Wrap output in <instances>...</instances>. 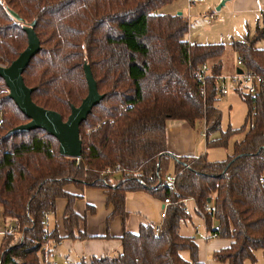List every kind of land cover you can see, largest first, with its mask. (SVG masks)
Segmentation results:
<instances>
[{
    "label": "trees",
    "instance_id": "16d2710c",
    "mask_svg": "<svg viewBox=\"0 0 264 264\" xmlns=\"http://www.w3.org/2000/svg\"><path fill=\"white\" fill-rule=\"evenodd\" d=\"M173 1L0 0V63L10 64L25 49L23 27L35 21L40 49L22 73L34 103L66 120L71 106H78L88 93L85 63L103 95L79 126L82 153L77 159L60 155L57 139L42 129L4 137L29 118L7 97L8 88L0 78V207L2 217L16 227L2 235L0 264H10L11 257L19 258V264H42L51 254L65 238L57 227H48V215L59 198L67 199L66 237H87L84 217L72 208L76 195L65 190L67 184L103 189L113 206L108 221L120 215L124 223L120 255L69 264H203L194 238L179 232L189 217L182 203H176L183 198H193L199 208L211 200L212 214L201 216L204 225L218 237L231 239L229 247L213 254L215 260L254 262L255 251L260 250L264 261V82L257 95L237 91L248 106L250 126L227 159L169 153L168 119L184 120L193 128L203 123L206 146L226 145L231 132L208 140L220 127L213 82L222 73L227 44L188 41L184 15L156 12ZM262 37L264 27L251 40L228 45L246 68L264 77V48L254 46ZM201 63L209 68L204 86L197 80ZM171 162L173 185L166 180ZM129 191L172 201L158 224L157 237L153 236L157 224H141L137 233L125 228ZM181 251L189 252V260Z\"/></svg>",
    "mask_w": 264,
    "mask_h": 264
},
{
    "label": "crops",
    "instance_id": "0c3cea01",
    "mask_svg": "<svg viewBox=\"0 0 264 264\" xmlns=\"http://www.w3.org/2000/svg\"><path fill=\"white\" fill-rule=\"evenodd\" d=\"M164 6H169L170 10H168V13L163 14H178L176 12H180L181 15H184V12H187V20L193 19L197 21L200 19L198 20V24L200 21H203L205 27L208 29L213 25H218L221 32L218 37L225 36L228 38L227 43H225L227 44L226 47H230L228 43L233 40H251L257 30L264 27V0H206L203 3L194 4H188L187 0H175ZM218 6H220L219 10H217ZM209 14H215L222 20H215L213 23H208ZM204 31L206 30L204 29ZM191 37V34L188 35L187 40L197 43H210L214 41L209 40H216L214 38H207V41L203 40L198 42L191 40ZM262 40H264V37L257 39L254 42V46L257 47L258 42ZM233 52L236 55L235 58L237 61V53L234 50ZM221 62L222 73H224L222 59ZM237 69V63H235L228 74H232ZM165 125L166 146L169 153L176 157L199 156L197 154V131L195 128L181 119H168ZM206 139L207 137L204 138L205 145ZM65 190L76 195L72 208L77 215L84 217L87 237L84 239H71L66 237L67 232L63 225V215L67 205V199H57L55 211L48 215V227L49 229L57 227L59 235L65 238L58 245L53 246L51 254H48V258L58 261L67 259L69 262H77L81 258L100 256L116 257L120 255L122 253L120 237L124 231L123 218L120 215H116L108 221L113 211V206L107 203L104 190L95 187L78 189L73 184H67ZM166 206L161 198L155 197L148 192H127L125 195V209L128 215L125 221V228L132 233H137L141 224H159L163 219ZM194 220H200L204 223V219L201 216H189L181 224L179 232L182 234L181 231L183 229L192 226L190 228L191 233H183L182 235L192 236L194 238L198 248L199 260L203 264H229L228 261L215 260L213 254L229 247L231 239L221 237L203 239L202 234L207 232V228L203 232H200L199 229L195 230L193 225ZM211 221L212 227H216L218 224L217 220L213 219ZM180 255L183 259L189 260L188 251H181ZM259 257L261 258V263L258 262V256L256 254V260L254 262L245 260L244 264H264L261 251Z\"/></svg>",
    "mask_w": 264,
    "mask_h": 264
},
{
    "label": "water",
    "instance_id": "95a60500",
    "mask_svg": "<svg viewBox=\"0 0 264 264\" xmlns=\"http://www.w3.org/2000/svg\"><path fill=\"white\" fill-rule=\"evenodd\" d=\"M220 6L217 7V10ZM10 13L17 19L20 17L13 11ZM180 15V12H178ZM35 21L23 27L27 35V46L10 64L0 66V78L8 88L7 97L12 99L19 110L29 118L28 122L10 129L4 137L14 133L27 132L32 129H42L58 141L60 155L79 159L82 153V141L79 134V126L98 104L103 95L98 92L96 81L90 66L84 64V75L88 85V93L78 106H71L66 120L50 109L43 108L33 102L31 98L32 88L28 87L23 80L22 73L31 58L39 51L40 42L34 31ZM241 73L240 69H237ZM210 199H207L209 202Z\"/></svg>",
    "mask_w": 264,
    "mask_h": 264
},
{
    "label": "rangeland",
    "instance_id": "374dc122",
    "mask_svg": "<svg viewBox=\"0 0 264 264\" xmlns=\"http://www.w3.org/2000/svg\"><path fill=\"white\" fill-rule=\"evenodd\" d=\"M168 10H170L169 6L160 7L156 12L163 14L168 13ZM178 13V12H176ZM187 13V12H186ZM184 12V16L186 17V14ZM200 20V19H198ZM194 21L193 19H189V29L186 34V39L188 35H192L190 38L191 40L195 41H207V38H214L216 40H209L214 41L210 43H216V42H223L227 43L228 38L218 37L221 32L219 30L218 25H213L210 29L206 28L203 21ZM204 29L206 31H204ZM218 38V40H217ZM189 39V38H188ZM204 41V42H205ZM257 47L264 48V40L259 41L257 44ZM236 55L233 52V50L230 47H226L224 54L222 55L221 59L223 60L224 70L223 72L225 74L230 73L232 70V66L235 65L236 61ZM223 73V74H224ZM245 94V93H244ZM215 107L218 109L220 114V127L218 131L212 132L209 135V141L217 140L222 136V133H225L227 130H231L228 138L226 139V145L224 146H206L204 138H201L199 135L200 130H203V123L196 124L195 129L197 131V154L205 155L206 159L208 161H222L228 158V156L233 154L234 151V143L236 141H241L245 133L249 130V123H246V115L248 112V106L246 102L242 99V97L238 94L237 91L229 89L228 94L226 95H220L217 93V100L214 103ZM245 126V127H244ZM244 127L243 130L241 128ZM168 173H173V163L171 162L169 165ZM14 222L10 219H4L2 217V210L0 207V228L9 226H12ZM194 226H199L200 232H203L205 230V225L200 220H194L193 222ZM191 227H188L187 229H183L181 233H191L190 230ZM2 235H0V241H1ZM196 238V237H195ZM260 250H256L255 254L258 256V262L261 263V258L259 257ZM255 264V263H253Z\"/></svg>",
    "mask_w": 264,
    "mask_h": 264
},
{
    "label": "built area",
    "instance_id": "2783aa9c",
    "mask_svg": "<svg viewBox=\"0 0 264 264\" xmlns=\"http://www.w3.org/2000/svg\"><path fill=\"white\" fill-rule=\"evenodd\" d=\"M206 0H187L188 4H194V3H203ZM215 20H222L221 18L217 17L215 14H209L208 15V23H213ZM237 67L241 70V73H238L237 70L233 72L232 74H223L220 73L214 77L213 87L220 95H226L229 92V89L240 91L242 93L248 94V95H257L259 94L262 84L264 82V77L248 68H246L243 65L242 60H237ZM0 66H6L2 63H0ZM209 68L207 63H201L198 66L197 69V80L198 82L204 86L208 79V73ZM201 94H204V90L201 92ZM2 119V113L0 112V121ZM199 135L201 138H206V132L205 127L203 126V130L199 132ZM166 180L173 185L174 184V175L172 173L166 175ZM176 196H178L176 194ZM211 201V200H210ZM164 204H170L172 201L169 198H165L163 200ZM176 203H182L183 206V212L186 216H192V217H199L203 216V213H209L212 214L213 212V206L211 203H205L200 208L196 205L193 198H183L177 200ZM215 219L212 216V220ZM205 228H207L205 226ZM195 230L199 229V226H194ZM16 227L13 224L12 226H9L8 228L4 227L0 229V235H4L6 233H10L12 231H15ZM160 230V226L157 224L154 228V237H157ZM211 237H218L217 233L212 232L211 229L207 228V232L202 234L203 239H209ZM20 259L17 257H11L10 264H19ZM70 262L67 259H63L62 261H58L55 259H49L46 257L44 261H42V264H69Z\"/></svg>",
    "mask_w": 264,
    "mask_h": 264
}]
</instances>
